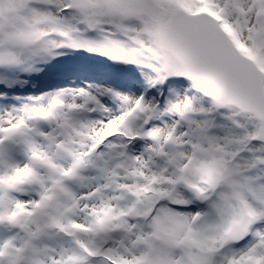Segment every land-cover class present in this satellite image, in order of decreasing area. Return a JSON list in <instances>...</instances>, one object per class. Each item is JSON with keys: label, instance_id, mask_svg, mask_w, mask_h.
I'll list each match as a JSON object with an SVG mask.
<instances>
[{"label": "snow or ice", "instance_id": "1", "mask_svg": "<svg viewBox=\"0 0 264 264\" xmlns=\"http://www.w3.org/2000/svg\"><path fill=\"white\" fill-rule=\"evenodd\" d=\"M0 264H264V0H0Z\"/></svg>", "mask_w": 264, "mask_h": 264}]
</instances>
